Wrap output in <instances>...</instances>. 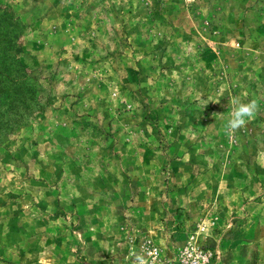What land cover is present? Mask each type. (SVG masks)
I'll return each mask as SVG.
<instances>
[{"label":"rangeland","instance_id":"374dc122","mask_svg":"<svg viewBox=\"0 0 264 264\" xmlns=\"http://www.w3.org/2000/svg\"><path fill=\"white\" fill-rule=\"evenodd\" d=\"M0 6V264H264V0Z\"/></svg>","mask_w":264,"mask_h":264},{"label":"trees","instance_id":"16d2710c","mask_svg":"<svg viewBox=\"0 0 264 264\" xmlns=\"http://www.w3.org/2000/svg\"><path fill=\"white\" fill-rule=\"evenodd\" d=\"M23 29L20 17L9 7L0 6V89L3 83L23 76L20 59Z\"/></svg>","mask_w":264,"mask_h":264},{"label":"clouds","instance_id":"9594fccd","mask_svg":"<svg viewBox=\"0 0 264 264\" xmlns=\"http://www.w3.org/2000/svg\"><path fill=\"white\" fill-rule=\"evenodd\" d=\"M230 106L231 112L224 124V132L229 139L235 131L243 128L248 121L256 117L260 107L256 99L245 103L238 97H230ZM261 159H264V154L258 155V162ZM261 166L264 167V164ZM133 255V264H147L146 258L142 254L134 253Z\"/></svg>","mask_w":264,"mask_h":264}]
</instances>
